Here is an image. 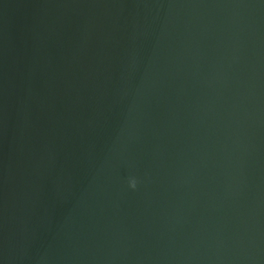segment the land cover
<instances>
[{
    "label": "water",
    "instance_id": "95a60500",
    "mask_svg": "<svg viewBox=\"0 0 264 264\" xmlns=\"http://www.w3.org/2000/svg\"><path fill=\"white\" fill-rule=\"evenodd\" d=\"M0 264H264V0H0Z\"/></svg>",
    "mask_w": 264,
    "mask_h": 264
},
{
    "label": "clouds",
    "instance_id": "9594fccd",
    "mask_svg": "<svg viewBox=\"0 0 264 264\" xmlns=\"http://www.w3.org/2000/svg\"><path fill=\"white\" fill-rule=\"evenodd\" d=\"M129 184H130V187L131 188L135 189L137 187V181H136V179H131L130 182H129Z\"/></svg>",
    "mask_w": 264,
    "mask_h": 264
}]
</instances>
